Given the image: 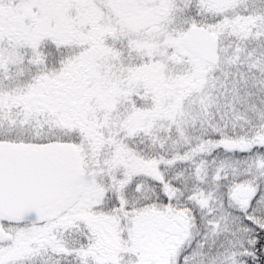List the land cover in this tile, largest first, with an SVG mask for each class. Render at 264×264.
Masks as SVG:
<instances>
[{"label": "snow or ice", "instance_id": "obj_1", "mask_svg": "<svg viewBox=\"0 0 264 264\" xmlns=\"http://www.w3.org/2000/svg\"><path fill=\"white\" fill-rule=\"evenodd\" d=\"M0 264H264V0H0Z\"/></svg>", "mask_w": 264, "mask_h": 264}]
</instances>
